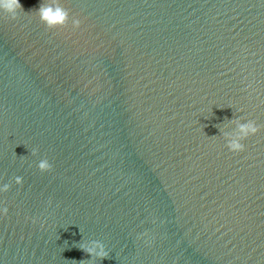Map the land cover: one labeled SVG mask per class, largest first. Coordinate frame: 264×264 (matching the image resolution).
<instances>
[{"label":"water","instance_id":"95a60500","mask_svg":"<svg viewBox=\"0 0 264 264\" xmlns=\"http://www.w3.org/2000/svg\"><path fill=\"white\" fill-rule=\"evenodd\" d=\"M47 2L0 10V243L264 209V0H60L62 30Z\"/></svg>","mask_w":264,"mask_h":264},{"label":"clouds","instance_id":"9594fccd","mask_svg":"<svg viewBox=\"0 0 264 264\" xmlns=\"http://www.w3.org/2000/svg\"><path fill=\"white\" fill-rule=\"evenodd\" d=\"M0 10L3 11L6 18L15 20L18 13L23 11L22 5L19 0H0ZM41 23H43L49 30H62L69 24L70 12L63 7L60 0H48L47 3H41L39 9L36 11ZM71 24L73 28H79L81 21L77 18H71ZM241 118L229 120L230 124L235 125L233 131H222L224 139L227 141L226 147L233 153H239L245 150V145L242 141L246 140L249 136L255 135L260 131L259 125L255 121L248 120L246 123L241 122ZM33 155L36 154V150H33ZM38 168L41 172H47L52 170V165L47 159H43L39 162ZM16 184H22V177L15 178ZM10 188L9 184L0 187V192H7ZM2 214L7 215L8 209L4 207L0 210ZM147 236L148 233L143 234ZM78 247L86 254L91 256L88 261L81 260L79 262L72 260L74 264H94L96 259L103 260L109 257V252L106 251L105 245L100 241H90L79 243Z\"/></svg>","mask_w":264,"mask_h":264}]
</instances>
